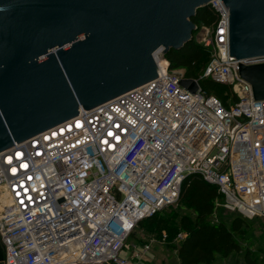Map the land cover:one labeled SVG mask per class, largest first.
<instances>
[{
    "label": "built area",
    "instance_id": "2783aa9c",
    "mask_svg": "<svg viewBox=\"0 0 264 264\" xmlns=\"http://www.w3.org/2000/svg\"><path fill=\"white\" fill-rule=\"evenodd\" d=\"M208 6L217 20L194 34L209 56L198 77L170 69L159 49L154 78L0 151L2 264H154L153 240L129 237L193 174L216 186L223 208L264 217V99L238 75L264 55H229L228 10ZM202 79L235 99L204 93Z\"/></svg>",
    "mask_w": 264,
    "mask_h": 264
},
{
    "label": "water",
    "instance_id": "95a60500",
    "mask_svg": "<svg viewBox=\"0 0 264 264\" xmlns=\"http://www.w3.org/2000/svg\"><path fill=\"white\" fill-rule=\"evenodd\" d=\"M209 1L0 0V151L157 76L154 53L191 40ZM221 1L229 55H264V0ZM238 75L264 99V63Z\"/></svg>",
    "mask_w": 264,
    "mask_h": 264
},
{
    "label": "trees",
    "instance_id": "16d2710c",
    "mask_svg": "<svg viewBox=\"0 0 264 264\" xmlns=\"http://www.w3.org/2000/svg\"><path fill=\"white\" fill-rule=\"evenodd\" d=\"M190 20L196 26L200 24L208 26L216 22L217 14L212 8L205 6L197 10ZM206 55L207 50L193 38L182 47L164 54L170 69H183L185 76L194 78L197 77ZM200 86L204 93H212L226 104V94H230L228 85L202 79ZM220 198L221 195L215 185L193 174L182 182L179 194V201H183L192 210L193 217L181 215L177 223H172L162 215L161 210L152 217L141 220L138 225L154 223L156 232L165 231L166 245L176 251L180 264H211L215 256L226 257L243 248L233 237L234 232L243 233L240 217L233 218L229 228L222 221L217 223L209 221L215 210V202ZM178 232H185L186 235L179 243H173L172 240ZM245 257L248 259V256Z\"/></svg>",
    "mask_w": 264,
    "mask_h": 264
},
{
    "label": "rangeland",
    "instance_id": "374dc122",
    "mask_svg": "<svg viewBox=\"0 0 264 264\" xmlns=\"http://www.w3.org/2000/svg\"><path fill=\"white\" fill-rule=\"evenodd\" d=\"M205 25L200 24L198 29L193 33V39L196 41L197 31H205ZM198 33V32H197ZM209 56L206 55L200 70L197 72V77L202 72L206 62L208 61ZM178 71L184 73L183 69L178 68ZM226 94V93H225ZM226 104L231 103L234 98L231 94H226ZM220 200L218 207L214 210L213 215L209 218L211 223H217L218 221H222L229 228L231 221L235 217H240L242 219V234L233 233V237L236 241H238L242 246V250L235 253L229 254L223 258L221 263L225 264H238L240 259L243 261V256H248V259L253 260L255 264L262 263V258L264 256V217L262 216H254L252 218H246L236 210H227L223 208L222 199ZM221 206V207H220ZM162 215L166 217L169 222L177 223L178 218L181 215H187L189 217H193L194 214L192 210H190L183 201H177L175 204L168 206L162 210ZM161 215V216H162ZM162 232V231H161ZM161 235L160 231L156 232L154 228V223H145L143 225H137L133 231L131 236L129 237V242L132 241H150L153 240L152 250L155 254V258L153 260L154 264H172L171 260L175 261L174 254L170 251V248L166 245V243H161L157 241ZM232 255V256H231ZM229 256V257H228Z\"/></svg>",
    "mask_w": 264,
    "mask_h": 264
},
{
    "label": "crops",
    "instance_id": "0c3cea01",
    "mask_svg": "<svg viewBox=\"0 0 264 264\" xmlns=\"http://www.w3.org/2000/svg\"><path fill=\"white\" fill-rule=\"evenodd\" d=\"M170 251L174 254V257H175V261L171 260L172 264H180L179 263V260H178V257L176 255V251L171 250V249H170ZM235 253H237V252H232L231 254H235ZM153 255H154V258H155L154 252H153ZM229 256H230V254H229ZM223 258L225 259V257H221V256L217 255V256H215V258H214V260H213V262L211 264H223V263L220 262V261H222ZM242 258H243V261H241L240 259H238L239 260V263L238 264H255V263H253L254 262L253 260L251 261V259H247L245 257V255ZM225 264H227V263H225ZM260 264H264V256L262 258V263H260Z\"/></svg>",
    "mask_w": 264,
    "mask_h": 264
},
{
    "label": "bare ground",
    "instance_id": "6f19581e",
    "mask_svg": "<svg viewBox=\"0 0 264 264\" xmlns=\"http://www.w3.org/2000/svg\"><path fill=\"white\" fill-rule=\"evenodd\" d=\"M163 66H164V65L162 64V65H161V68H162ZM162 69H163V68H162Z\"/></svg>",
    "mask_w": 264,
    "mask_h": 264
}]
</instances>
